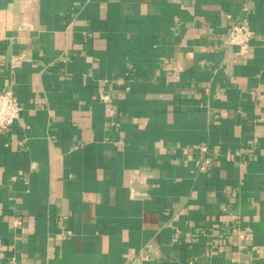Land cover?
Wrapping results in <instances>:
<instances>
[{"label": "crops", "instance_id": "obj_1", "mask_svg": "<svg viewBox=\"0 0 264 264\" xmlns=\"http://www.w3.org/2000/svg\"><path fill=\"white\" fill-rule=\"evenodd\" d=\"M5 90L0 264H264V0H0Z\"/></svg>", "mask_w": 264, "mask_h": 264}, {"label": "built area", "instance_id": "obj_2", "mask_svg": "<svg viewBox=\"0 0 264 264\" xmlns=\"http://www.w3.org/2000/svg\"><path fill=\"white\" fill-rule=\"evenodd\" d=\"M253 36V30L246 18L231 24L224 39L226 45H246ZM14 66L18 62H13ZM106 99V96H102ZM21 113V106L11 90L0 91V133L10 126ZM13 264V263H11Z\"/></svg>", "mask_w": 264, "mask_h": 264}]
</instances>
